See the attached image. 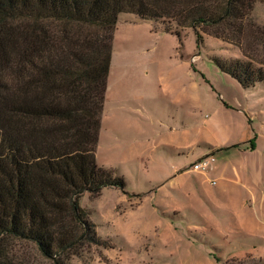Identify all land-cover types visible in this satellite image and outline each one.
Masks as SVG:
<instances>
[{
	"label": "rangeland",
	"instance_id": "374dc122",
	"mask_svg": "<svg viewBox=\"0 0 264 264\" xmlns=\"http://www.w3.org/2000/svg\"><path fill=\"white\" fill-rule=\"evenodd\" d=\"M247 13L241 41L201 46L191 30L179 39L119 16L96 156L126 187L81 197L96 241L64 264H264V84L246 90L214 62L264 63L249 31H264V0ZM19 26L0 24L1 37ZM209 155V171L191 170ZM6 250L16 264H53L28 242Z\"/></svg>",
	"mask_w": 264,
	"mask_h": 264
},
{
	"label": "trees",
	"instance_id": "16d2710c",
	"mask_svg": "<svg viewBox=\"0 0 264 264\" xmlns=\"http://www.w3.org/2000/svg\"><path fill=\"white\" fill-rule=\"evenodd\" d=\"M252 1L0 0V24H20L13 40L0 34V264H16L13 241L64 264L81 240L96 241L81 197L126 187L96 156L119 16L179 39L191 30L201 46L204 36L241 41ZM249 31L264 45L263 30ZM214 62L246 90L264 84V63Z\"/></svg>",
	"mask_w": 264,
	"mask_h": 264
},
{
	"label": "built area",
	"instance_id": "2783aa9c",
	"mask_svg": "<svg viewBox=\"0 0 264 264\" xmlns=\"http://www.w3.org/2000/svg\"><path fill=\"white\" fill-rule=\"evenodd\" d=\"M215 162L213 155H209L192 165L191 170L193 172H207L212 168V164ZM216 183V182H215Z\"/></svg>",
	"mask_w": 264,
	"mask_h": 264
},
{
	"label": "crops",
	"instance_id": "0c3cea01",
	"mask_svg": "<svg viewBox=\"0 0 264 264\" xmlns=\"http://www.w3.org/2000/svg\"><path fill=\"white\" fill-rule=\"evenodd\" d=\"M209 148V151H213L215 149V147L211 146V145H206ZM169 150L173 151L172 154L174 153L175 149L174 147H167ZM171 148V149H170ZM179 149V148H177ZM179 151V150H178Z\"/></svg>",
	"mask_w": 264,
	"mask_h": 264
}]
</instances>
